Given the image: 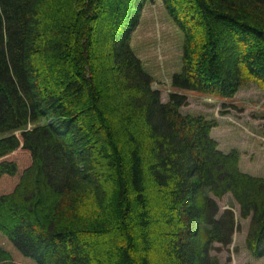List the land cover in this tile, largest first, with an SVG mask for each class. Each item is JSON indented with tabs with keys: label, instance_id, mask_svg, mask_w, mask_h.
<instances>
[{
	"label": "trees",
	"instance_id": "trees-1",
	"mask_svg": "<svg viewBox=\"0 0 264 264\" xmlns=\"http://www.w3.org/2000/svg\"><path fill=\"white\" fill-rule=\"evenodd\" d=\"M148 1L0 0V264H220L227 194L264 256V178L186 95L163 102L132 47ZM163 1L184 35L174 89L264 88V0Z\"/></svg>",
	"mask_w": 264,
	"mask_h": 264
},
{
	"label": "rangeland",
	"instance_id": "rangeland-1",
	"mask_svg": "<svg viewBox=\"0 0 264 264\" xmlns=\"http://www.w3.org/2000/svg\"><path fill=\"white\" fill-rule=\"evenodd\" d=\"M105 42L99 41L97 46L101 47ZM183 43L184 35L171 19L164 1H148L131 44L144 69L153 76L154 87L161 91L163 102L169 100L171 92L186 95L187 102L181 111L216 121L211 136L219 143L220 150L240 152L241 169L264 178V88L249 83L228 99L174 89L172 77L182 69ZM8 135L0 132V139ZM6 190L9 188L0 189V193ZM218 203L221 212L231 207L234 209L239 225L232 245L224 248L216 244L212 255L219 258L220 264H264V256H255L248 247L246 237L250 220L240 218L239 205L231 194L218 199Z\"/></svg>",
	"mask_w": 264,
	"mask_h": 264
}]
</instances>
